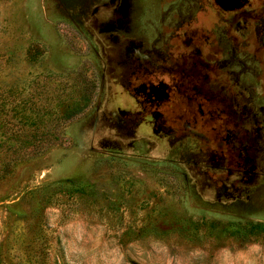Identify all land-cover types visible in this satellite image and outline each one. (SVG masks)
<instances>
[{"label": "rangeland", "instance_id": "rangeland-1", "mask_svg": "<svg viewBox=\"0 0 264 264\" xmlns=\"http://www.w3.org/2000/svg\"><path fill=\"white\" fill-rule=\"evenodd\" d=\"M21 117L0 264H264V0H0Z\"/></svg>", "mask_w": 264, "mask_h": 264}, {"label": "trees", "instance_id": "trees-1", "mask_svg": "<svg viewBox=\"0 0 264 264\" xmlns=\"http://www.w3.org/2000/svg\"><path fill=\"white\" fill-rule=\"evenodd\" d=\"M81 108V107H78ZM76 108L74 111L71 110L69 106H65L63 115L65 118H68L72 116V114L76 111H78ZM16 123L13 121L6 120L5 118L0 121V133L5 134L6 138L12 139L13 137L19 138L21 135L20 130L25 127V119H17ZM3 145V144H1ZM0 145V148H1ZM231 234L237 236L238 238H241V240H245L246 238H249L251 235L256 236H264V223H247V224H239V223H231Z\"/></svg>", "mask_w": 264, "mask_h": 264}]
</instances>
